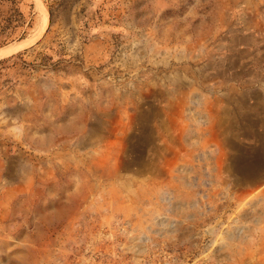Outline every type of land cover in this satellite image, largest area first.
<instances>
[{
    "label": "rangeland",
    "instance_id": "rangeland-1",
    "mask_svg": "<svg viewBox=\"0 0 264 264\" xmlns=\"http://www.w3.org/2000/svg\"><path fill=\"white\" fill-rule=\"evenodd\" d=\"M38 5L0 57V264H264V0H0V49Z\"/></svg>",
    "mask_w": 264,
    "mask_h": 264
},
{
    "label": "bare ground",
    "instance_id": "bare-ground-1",
    "mask_svg": "<svg viewBox=\"0 0 264 264\" xmlns=\"http://www.w3.org/2000/svg\"><path fill=\"white\" fill-rule=\"evenodd\" d=\"M39 7H37V9H38V12L40 13V15H39L40 19H39L38 24L36 25L33 33L28 38L23 39L18 43H14V44L9 45L8 47H4L3 49H0V57L7 56L11 53L16 52L20 48H23V47L29 45L30 43L34 42L41 35V33L43 32V30L45 29V26L47 24L48 14L45 10H43L41 7L40 8Z\"/></svg>",
    "mask_w": 264,
    "mask_h": 264
}]
</instances>
